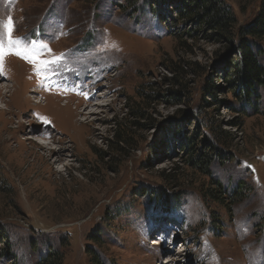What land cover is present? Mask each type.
Wrapping results in <instances>:
<instances>
[{"label": "rangeland", "instance_id": "1", "mask_svg": "<svg viewBox=\"0 0 264 264\" xmlns=\"http://www.w3.org/2000/svg\"><path fill=\"white\" fill-rule=\"evenodd\" d=\"M220 1L225 30L180 0H0L59 58L4 57L0 264H264V85L227 83L240 43L264 68L262 0Z\"/></svg>", "mask_w": 264, "mask_h": 264}, {"label": "trees", "instance_id": "2", "mask_svg": "<svg viewBox=\"0 0 264 264\" xmlns=\"http://www.w3.org/2000/svg\"><path fill=\"white\" fill-rule=\"evenodd\" d=\"M185 4V14L189 16L194 15L201 20L211 24L215 28L220 30H225L226 26L230 21V10L226 8L222 1L220 0H180ZM261 11L255 20L247 27L242 28L241 34L246 37H251L252 39L264 38V0L261 2ZM184 14V11H182ZM255 52V51H254ZM251 47L247 45L246 42L240 43L237 49V54L241 57V60L237 65H241L237 71H235L230 77L231 80H227L231 88L234 90L235 94H239V97L245 101L254 92L252 90V85H264V68L261 67L256 57L259 55L254 53ZM237 88V89H236ZM248 104V103H247ZM187 140L189 143H187ZM184 143L186 146V152L191 154L190 144L193 143L194 136L188 138ZM188 144V146H187ZM215 149V148H213ZM209 153L204 152L202 147L200 152L195 156L193 164L197 168H202V170H207L208 163L206 164L205 159ZM194 165V166H195ZM217 186L218 183H216ZM220 188V187H218ZM222 190L212 189L209 191V195L214 198V200L220 201L223 198Z\"/></svg>", "mask_w": 264, "mask_h": 264}, {"label": "snow or ice", "instance_id": "3", "mask_svg": "<svg viewBox=\"0 0 264 264\" xmlns=\"http://www.w3.org/2000/svg\"><path fill=\"white\" fill-rule=\"evenodd\" d=\"M13 30L14 22L11 17H8L6 21L0 20V73L3 72L4 57L9 54L21 56L30 63H33L38 73L41 70H51V66L59 62V58H55L51 61L38 60L37 56L32 54L33 51H36L34 44L31 50H21L20 45L22 41L20 38H14L12 36ZM41 47L46 48L47 46L41 45ZM48 51L51 50L49 49Z\"/></svg>", "mask_w": 264, "mask_h": 264}, {"label": "bare ground", "instance_id": "4", "mask_svg": "<svg viewBox=\"0 0 264 264\" xmlns=\"http://www.w3.org/2000/svg\"><path fill=\"white\" fill-rule=\"evenodd\" d=\"M13 87V86H12Z\"/></svg>", "mask_w": 264, "mask_h": 264}]
</instances>
